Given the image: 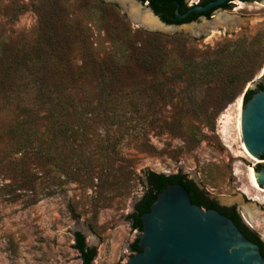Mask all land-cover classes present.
<instances>
[{"label":"rangeland","instance_id":"obj_1","mask_svg":"<svg viewBox=\"0 0 264 264\" xmlns=\"http://www.w3.org/2000/svg\"><path fill=\"white\" fill-rule=\"evenodd\" d=\"M97 3L102 2L0 0V57L26 51L41 18L49 20V31L66 38L62 46L72 50L73 64L82 60L90 68L107 57L124 64L129 50L142 47L144 33H158L163 35L161 44L149 47L163 52L166 67L154 79L167 78L169 101L147 117L150 123L139 139L121 138L115 127L100 122L91 124L84 155L87 187L69 177L72 167L82 166L71 156L78 135L72 133L69 139L67 131L59 153L22 162V180L18 167L9 165L10 155L3 153L13 144L2 136L0 264H81L74 249V234L79 232L96 250L92 264H125L132 256L129 245L140 234L128 217L145 191L147 172L184 175L218 205L234 206L242 223L264 243V191L250 183L256 163L246 156L238 127L245 87L264 81V0L235 1L230 10L216 14V24L200 20L167 32L143 28L116 5ZM151 79L141 71L135 74L134 82L146 89L141 98L151 93ZM83 81L92 99L97 82L90 73ZM6 106L0 93V132L8 122ZM135 142H142L143 148L135 149ZM107 143L115 144L114 158L129 159L113 162L114 169L123 168V175L109 186L104 177L106 152L96 148ZM55 159L63 167H56ZM259 161L264 164V156ZM247 213L262 220L253 223Z\"/></svg>","mask_w":264,"mask_h":264},{"label":"trees","instance_id":"obj_2","mask_svg":"<svg viewBox=\"0 0 264 264\" xmlns=\"http://www.w3.org/2000/svg\"><path fill=\"white\" fill-rule=\"evenodd\" d=\"M97 4L105 7L102 3ZM50 28L49 20L39 19L37 35L26 51L12 57L5 53L1 54L0 93L7 105L3 110L6 115L8 114V122L0 132V139L4 136L13 144V147L9 146V150L3 153L10 155L9 165L18 167L16 171L22 175L19 177L22 180L25 173L21 169L22 162L44 159L49 153H59L57 150L63 147L67 138L71 139V134H76L79 143L76 148L71 149V156L77 158L79 165L82 166L72 167L74 171L72 173L70 171L69 177L71 181L87 187V158L84 155L88 150V141H90L88 128H91V124L100 122L109 129L115 127L121 138L139 139L143 135L142 131L150 123L146 121L147 117L156 114L160 105L169 101L170 97H167V94L170 89L167 78L163 82L154 79L166 67L162 62L163 52L149 47V43L161 44L163 35L144 33L145 44L142 43V47L140 45L137 49L129 50L125 55L124 64L107 57L93 63L90 68V64L87 65L82 60L81 65H74L71 58L72 50L62 46L66 38L54 34V30L49 31ZM87 54L90 56L89 50ZM87 68L89 70L86 72ZM182 69L184 71L186 66ZM140 71L153 78L149 86L151 93L143 98L140 96L146 89L134 82L135 74ZM89 73L94 82H97L93 89L96 92L94 99H88V92L83 84V79L89 76ZM262 88L263 83H258L255 90L244 94L243 101L246 102L252 93ZM68 116L72 118L67 120ZM67 131L70 132V136L66 138L64 133ZM96 148L104 149L106 152L105 185H112L118 174L123 175L121 172L123 168L119 166L114 169L113 162L119 161L123 164L129 162V159L112 156L115 155L114 143ZM134 148L142 149L143 143L135 142ZM54 161L56 167H63L62 164H57L56 159ZM254 169L257 170L258 167ZM34 179L28 183L31 185ZM175 183L185 187L192 204H197L204 210L214 209L219 213H225L224 208H218L213 201L205 198L184 175L165 176L147 172L145 191L134 204L132 213L128 217L133 229L141 232V214L149 210L157 193L168 184ZM227 216L234 221L245 238L257 244L259 249L262 247L259 237L245 225L237 222L235 213L232 212ZM136 241L137 239L129 245L131 253L140 251ZM74 249L79 253L81 264H92L96 250L86 245L80 232L74 234ZM260 253L264 258V252Z\"/></svg>","mask_w":264,"mask_h":264},{"label":"water","instance_id":"obj_3","mask_svg":"<svg viewBox=\"0 0 264 264\" xmlns=\"http://www.w3.org/2000/svg\"><path fill=\"white\" fill-rule=\"evenodd\" d=\"M98 1L116 5L143 28L167 32L181 27L165 25L152 11L139 7L135 0ZM225 1L214 0L205 6L196 5L186 14L191 11L205 12ZM256 1L262 0L253 2ZM146 13L156 21L157 27L151 28L142 23L141 18ZM175 13L177 19L184 18L177 10ZM221 19H226V16H221ZM202 21L208 25L218 23L216 19ZM261 76H264V71ZM262 83L263 88L252 93L246 102L243 101L244 94L256 87L254 83L245 87L239 116L242 144L256 160L264 156V81ZM254 167L256 183L264 187V164L256 163ZM188 193L184 186L175 183L168 184L156 194L149 210L140 216L141 232L136 241L140 251L125 264H264L259 246L245 238L232 219L214 209L204 210L192 204Z\"/></svg>","mask_w":264,"mask_h":264},{"label":"flooded vegetation","instance_id":"obj_4","mask_svg":"<svg viewBox=\"0 0 264 264\" xmlns=\"http://www.w3.org/2000/svg\"><path fill=\"white\" fill-rule=\"evenodd\" d=\"M135 1L139 4V7H144L152 11L153 14L156 15L165 25L179 27L190 23L199 22L200 20H205V21L214 20L216 19V14L218 12L230 10V8H232V5L235 4V1H240L244 4H251L255 0H227L223 4L214 7L212 9H209L205 12L191 11L188 14L186 13L190 8L196 5L205 6L206 4L214 0H135ZM176 10L180 16L184 15L183 19L179 20L176 18V13H175ZM124 14L128 19H130L125 12ZM141 19L143 20L145 18L142 17ZM197 190L201 192V194L205 198L213 201L218 208L225 209V213H220V214L227 216V214H231L233 212L237 216V222L239 224H243L239 217V212L234 206H229V207L220 206L213 199L209 198L206 194H204V192H202L199 189ZM249 230L251 231V229ZM260 252H264L263 241H262V247H260Z\"/></svg>","mask_w":264,"mask_h":264},{"label":"bare ground","instance_id":"obj_5","mask_svg":"<svg viewBox=\"0 0 264 264\" xmlns=\"http://www.w3.org/2000/svg\"><path fill=\"white\" fill-rule=\"evenodd\" d=\"M145 19H143L142 20V23L144 24V25H147V26H149V27H151V28H153V27H157L158 25H157V23H156V21L155 20H153L149 15H144L143 16ZM241 104H242V99H241ZM241 111V110H240ZM238 127H239V120H238ZM239 134H240V131H239ZM243 145V144H242ZM243 149H244V151H245V153L247 154L246 156L252 161V162H255V163H261L262 161H259V160H256V159H253L251 156H250V154L246 151V149L244 148V146H243ZM253 169V168H252ZM250 170V183H251V185H252V187L253 188H255V189H257L258 191H264L263 189H261L260 188V186L259 185H257V183H256V179H255V176H254V171L253 170ZM248 214V219H249V221H251V222H253V223H258L259 221H261L262 220V218H260L259 216V218L257 217L256 218V216H253L252 214H250V213H247Z\"/></svg>","mask_w":264,"mask_h":264},{"label":"built area","instance_id":"obj_6","mask_svg":"<svg viewBox=\"0 0 264 264\" xmlns=\"http://www.w3.org/2000/svg\"><path fill=\"white\" fill-rule=\"evenodd\" d=\"M134 253H131V255H133Z\"/></svg>","mask_w":264,"mask_h":264}]
</instances>
